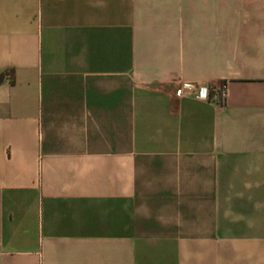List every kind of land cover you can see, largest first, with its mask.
<instances>
[{
	"label": "crops",
	"instance_id": "1",
	"mask_svg": "<svg viewBox=\"0 0 264 264\" xmlns=\"http://www.w3.org/2000/svg\"><path fill=\"white\" fill-rule=\"evenodd\" d=\"M0 251L264 264V0H0Z\"/></svg>",
	"mask_w": 264,
	"mask_h": 264
},
{
	"label": "built area",
	"instance_id": "2",
	"mask_svg": "<svg viewBox=\"0 0 264 264\" xmlns=\"http://www.w3.org/2000/svg\"><path fill=\"white\" fill-rule=\"evenodd\" d=\"M218 91L221 95V103L225 102L227 98V84L223 83L219 87H204V88H197V86L193 83H183L179 87H177L175 91V95L177 97H181L186 93H194L197 97L203 99H210L211 98V91ZM1 252V251H0Z\"/></svg>",
	"mask_w": 264,
	"mask_h": 264
}]
</instances>
